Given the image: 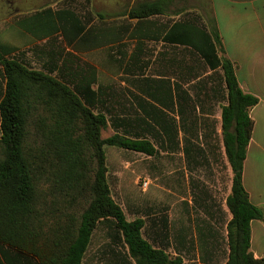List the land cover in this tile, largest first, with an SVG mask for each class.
I'll return each mask as SVG.
<instances>
[{
  "label": "crops",
  "instance_id": "crops-1",
  "mask_svg": "<svg viewBox=\"0 0 264 264\" xmlns=\"http://www.w3.org/2000/svg\"><path fill=\"white\" fill-rule=\"evenodd\" d=\"M3 1L0 50L5 58L58 75L59 80L62 75L67 78L70 71H83L86 63L92 65L97 70L93 88L103 84L112 95L109 99L114 109L109 117L115 119V125L110 118L107 128L112 133L139 134L153 143V155L123 150L149 157L160 154V165L167 171L156 177L154 194L149 188L151 179L137 177L134 182L138 187L120 190L122 202H117L127 220L143 221V238L153 248L163 250L176 261L174 264H225L229 255L227 227L232 215L226 199L231 168L221 128V108L226 104L222 69L211 68L203 57L177 41L164 40L170 26L180 18L207 26V19L214 18L222 42L217 56L231 60L241 90L257 98L249 110L253 129L243 161V185L250 202L263 212V219L250 223L249 250L255 258L264 259V0H199V8L193 11L171 8L152 17L167 25L157 40L143 36L145 28L136 30V19L119 16L122 21L116 23L108 16V36L101 44L95 32L83 43V32L69 40L63 31L66 26L72 35L71 23H84L86 18V28L95 30L103 25L96 16L99 11L95 15L88 9L89 0L75 8L41 4L27 10L11 8L26 2L35 4L36 0ZM177 9L183 11L176 14ZM122 23L129 27L117 40L120 33L116 28ZM77 44L83 48H75ZM95 51L107 58L105 72L99 69V61L83 59ZM6 85L0 62V103ZM28 93L34 100L35 88ZM39 94L45 97L46 92ZM41 115L46 117L50 112L34 103L29 111L30 129L34 130L35 119ZM139 179L149 180L146 189L141 188ZM10 216L5 219L0 210V264H43L35 253L36 245L43 244H36L34 213L28 210L20 218L19 210H13ZM81 264L138 263L114 223L102 220L91 233Z\"/></svg>",
  "mask_w": 264,
  "mask_h": 264
},
{
  "label": "trees",
  "instance_id": "trees-1",
  "mask_svg": "<svg viewBox=\"0 0 264 264\" xmlns=\"http://www.w3.org/2000/svg\"><path fill=\"white\" fill-rule=\"evenodd\" d=\"M172 4L173 0H135L120 12L99 11L97 16L103 25L95 30L86 28L89 21L86 18L84 23L79 20L71 23L72 35L66 26L63 31L69 40L83 32L80 39L83 43L95 32L101 44L108 36L107 17L126 16L137 20L136 30L145 28L143 36L157 40L167 25L152 17L166 14ZM182 11L177 9L176 14ZM68 13L75 15L72 11ZM207 23L208 26L201 21L193 23L180 18L170 26L164 40H175L203 57L211 68L222 69L226 104L221 108V128L231 168L226 203L232 215L227 227L229 255L225 264H264V259L255 258L249 250L250 223L263 219V212L250 202L243 185V161L253 129L249 110L257 98L241 90L231 60L217 56L221 38L215 19L208 18ZM128 27L122 23L116 28L120 33L117 40ZM75 48L83 47L77 44ZM0 62L7 79L0 103L3 151L0 210L5 219L12 218L13 210H19L20 218L28 210L34 213L36 244H43L36 245L35 253L43 264H81L91 233L102 220L114 223L138 264H174L176 261L169 259L163 250L153 248L143 238V221L127 220L121 205L112 196L105 147L148 155L155 154L156 149L139 134L131 136L115 131L102 137L110 118L115 125V119L109 117L114 107L109 99L112 95L103 84L93 88L97 81L95 67L86 63L88 67L83 71H70L67 78L62 75L59 80L58 75L33 70L17 59L5 58L1 50ZM33 88L37 93L31 100L28 92ZM43 90L45 97L39 94ZM34 103L45 106L50 115L38 116L32 131L28 122Z\"/></svg>",
  "mask_w": 264,
  "mask_h": 264
},
{
  "label": "rangeland",
  "instance_id": "rangeland-1",
  "mask_svg": "<svg viewBox=\"0 0 264 264\" xmlns=\"http://www.w3.org/2000/svg\"><path fill=\"white\" fill-rule=\"evenodd\" d=\"M134 1L135 0H89L86 5L88 6L90 12H92L93 14L95 13V15L98 11L111 14L122 11ZM198 1L199 0H173L171 8L186 7L189 8V10L193 11L195 8H199L200 6V3ZM0 2L3 4L4 1L0 0ZM84 2L85 0H36L35 4L26 2L23 5L14 6L11 9L16 10L18 7H20L22 10H27L41 4H53L55 7H61L63 5L69 4V6H73L75 8L78 7L79 4H83ZM118 17L119 16H111L110 19L113 22L120 23L122 20H120V18ZM92 19L93 18H91V20ZM151 47H155V45ZM104 57V53L95 51L92 57H84L83 59H90L97 63L99 61V69L101 71H104L103 69L106 70L105 66L107 60V58L105 57L106 59H104ZM31 130L34 131L32 128ZM111 133V129L106 128L102 130L101 135L102 137H106ZM105 149L107 155L108 179L116 201L122 202V196H119L120 190L129 188L131 186L138 187V184L134 182L136 181L137 177L148 176L151 179L149 188L152 189L154 194L156 177L160 175V172L165 170L167 171L166 166H163V169L160 165V154L149 157L145 154L134 153L112 146H106ZM78 210H81L80 206L76 208V211Z\"/></svg>",
  "mask_w": 264,
  "mask_h": 264
},
{
  "label": "built area",
  "instance_id": "built-area-1",
  "mask_svg": "<svg viewBox=\"0 0 264 264\" xmlns=\"http://www.w3.org/2000/svg\"><path fill=\"white\" fill-rule=\"evenodd\" d=\"M139 184H140L142 189H146L148 184H149V180L148 179H139Z\"/></svg>",
  "mask_w": 264,
  "mask_h": 264
}]
</instances>
